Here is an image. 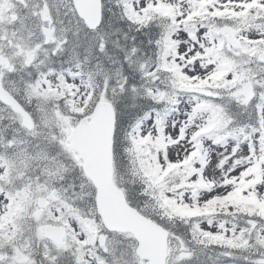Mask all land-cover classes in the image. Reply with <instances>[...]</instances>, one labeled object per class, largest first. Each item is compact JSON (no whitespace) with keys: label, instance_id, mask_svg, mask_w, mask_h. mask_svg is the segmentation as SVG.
<instances>
[{"label":"snow or ice","instance_id":"6c2138e0","mask_svg":"<svg viewBox=\"0 0 264 264\" xmlns=\"http://www.w3.org/2000/svg\"><path fill=\"white\" fill-rule=\"evenodd\" d=\"M0 264H264V0H0Z\"/></svg>","mask_w":264,"mask_h":264}]
</instances>
